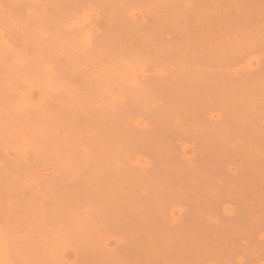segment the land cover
Here are the masks:
<instances>
[{"label":"rangeland","instance_id":"374dc122","mask_svg":"<svg viewBox=\"0 0 264 264\" xmlns=\"http://www.w3.org/2000/svg\"><path fill=\"white\" fill-rule=\"evenodd\" d=\"M0 264H264V0H0Z\"/></svg>","mask_w":264,"mask_h":264}]
</instances>
